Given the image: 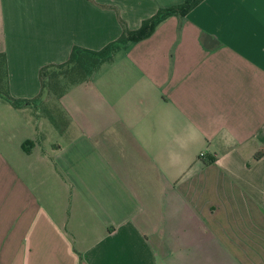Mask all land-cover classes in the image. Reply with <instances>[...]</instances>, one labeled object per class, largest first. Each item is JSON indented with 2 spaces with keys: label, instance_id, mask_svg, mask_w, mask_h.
I'll return each mask as SVG.
<instances>
[{
  "label": "crops",
  "instance_id": "0c3cea01",
  "mask_svg": "<svg viewBox=\"0 0 264 264\" xmlns=\"http://www.w3.org/2000/svg\"><path fill=\"white\" fill-rule=\"evenodd\" d=\"M182 1L0 0L11 95ZM45 101L0 97V264H264V0H203Z\"/></svg>",
  "mask_w": 264,
  "mask_h": 264
},
{
  "label": "trees",
  "instance_id": "16d2710c",
  "mask_svg": "<svg viewBox=\"0 0 264 264\" xmlns=\"http://www.w3.org/2000/svg\"><path fill=\"white\" fill-rule=\"evenodd\" d=\"M202 1L183 0L181 3L169 7H162L153 16L144 19L136 29H131L122 20L120 36L101 49L95 50L74 46L65 62L51 63L41 68V91L34 99H18L11 95L7 56L5 53L0 52V97L5 98L16 107L43 101L49 96L61 98L71 88L89 81L102 64L112 61L118 51L127 49L131 44L152 35L157 26L169 16L178 15L184 17Z\"/></svg>",
  "mask_w": 264,
  "mask_h": 264
},
{
  "label": "rangeland",
  "instance_id": "374dc122",
  "mask_svg": "<svg viewBox=\"0 0 264 264\" xmlns=\"http://www.w3.org/2000/svg\"><path fill=\"white\" fill-rule=\"evenodd\" d=\"M48 98H50V101H49V102H46L47 100L45 101V102H46V105H47V106H46L47 109L50 108V107L52 108L51 105L53 104V101L56 99V97H54V96H49ZM48 98H47V99H48Z\"/></svg>",
  "mask_w": 264,
  "mask_h": 264
},
{
  "label": "built area",
  "instance_id": "2783aa9c",
  "mask_svg": "<svg viewBox=\"0 0 264 264\" xmlns=\"http://www.w3.org/2000/svg\"><path fill=\"white\" fill-rule=\"evenodd\" d=\"M201 155L203 156V155H204V153H201Z\"/></svg>",
  "mask_w": 264,
  "mask_h": 264
}]
</instances>
